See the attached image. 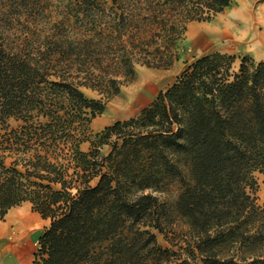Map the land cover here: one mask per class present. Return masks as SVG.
<instances>
[{
    "label": "trees",
    "instance_id": "1",
    "mask_svg": "<svg viewBox=\"0 0 264 264\" xmlns=\"http://www.w3.org/2000/svg\"><path fill=\"white\" fill-rule=\"evenodd\" d=\"M230 2L0 0V218L29 203L49 220L32 264H264V60L197 57L137 115L90 131L134 63L169 68L187 24ZM151 40L157 55L135 59ZM173 184L179 252L152 231L172 221L153 193Z\"/></svg>",
    "mask_w": 264,
    "mask_h": 264
},
{
    "label": "rangeland",
    "instance_id": "2",
    "mask_svg": "<svg viewBox=\"0 0 264 264\" xmlns=\"http://www.w3.org/2000/svg\"><path fill=\"white\" fill-rule=\"evenodd\" d=\"M138 7L143 8L144 5H138ZM232 7H234V11H241L245 8H249L254 15L256 13L258 14L250 20V25H252L255 29L258 28L256 31L257 34L254 33V36L250 37L248 40H240L238 34L234 33L233 35H230V33L226 32L224 28V30L220 32V38L224 40H233L234 42L237 41V43H246L238 45L235 43H226L224 40H217L214 43L207 45L205 49H197L195 46L197 36L196 33L191 30L192 27L207 23L212 24L220 18L227 20V17H229L227 12ZM141 11L145 12L143 9ZM239 19V27H241L243 19ZM227 26V31L229 28L233 30L237 29L236 26ZM140 35L141 37H144L143 41H146L149 40L151 34H148L147 31L142 30ZM217 36H219V31ZM155 41L151 40L150 43L146 45L142 44L145 47H150L146 49L147 51H139L137 48L134 51V58L140 59L141 55H148L150 58H154L155 53L153 49L156 46ZM103 45L106 44L104 43ZM114 47H116V49L120 48L119 46ZM135 48L136 47H133V49ZM121 49L119 52L120 54L122 53ZM175 52L178 54V59L167 69L146 67L140 63H134L133 76H120L119 80L121 85L119 87L118 93L106 102L103 112L91 121V133L95 134L101 131L105 126L111 125L116 121L127 120L128 117L132 116L137 111L139 106L147 102H151V100H153L155 97L154 94L157 91L165 89L170 83L172 84L184 66L197 57L212 52L234 55L236 57V60L234 61L235 69L238 67L239 59L243 56H248L254 61L264 60V1L231 0L229 7H226L221 14L217 15L212 20L208 22H190L187 24L186 30L183 33V38L181 41H179L178 48L175 50ZM119 53L112 54L109 50L107 51L110 59L113 60H115L116 55H120ZM119 67L120 63L118 61L112 62L110 60L102 61L101 65V69L104 73L108 71V73L112 74L116 73L117 71H121L119 70ZM82 92L88 98L99 99L101 97V95L96 91H92L90 89L82 88ZM88 148V142L81 144L82 150L87 151ZM109 150V146H102L100 148V154L106 155ZM255 175L259 185L257 192L258 201L259 203L264 204V174L256 173ZM177 193V186L175 184L163 189V191L153 193L161 202H165L167 204V213L169 215L170 221H172L163 227V232H158L157 230L152 231L155 233L158 245H160L162 248L179 252V238L181 237V233L185 231L186 227L181 223V221L177 219L173 210V203L176 199Z\"/></svg>",
    "mask_w": 264,
    "mask_h": 264
},
{
    "label": "crops",
    "instance_id": "3",
    "mask_svg": "<svg viewBox=\"0 0 264 264\" xmlns=\"http://www.w3.org/2000/svg\"><path fill=\"white\" fill-rule=\"evenodd\" d=\"M239 12L240 10L234 11V7H232L227 12L229 14L227 20L220 18L212 24L207 23L193 26L191 30L197 36L196 48L205 49L207 45L217 40H224L220 38V32L226 28L225 25L231 27L236 26L238 28L240 19L237 16L240 14H253L249 8H245ZM213 30L219 31V36H213ZM224 41L238 45L246 43H237L233 40ZM170 85L171 83L160 91L166 90ZM160 91H157L154 95L156 96ZM149 103L147 102L139 106L137 111L130 117L137 115ZM48 225L49 220L43 219L37 212L33 211L29 203H22L19 206L9 209L4 215V218L0 219V264H32L34 254L38 249V240Z\"/></svg>",
    "mask_w": 264,
    "mask_h": 264
},
{
    "label": "bare ground",
    "instance_id": "4",
    "mask_svg": "<svg viewBox=\"0 0 264 264\" xmlns=\"http://www.w3.org/2000/svg\"><path fill=\"white\" fill-rule=\"evenodd\" d=\"M241 12V11H240ZM239 12V13H240ZM251 13V12H250ZM237 15V14H236ZM258 15V14H256ZM256 15L254 14H240L239 18L243 19V22L241 23V27L237 28V29H231L229 28L227 31V25L225 26V31L230 33V35H233L234 33L239 35V39L240 40H248L250 37L254 36V33H256L257 29H255L252 25H250V20L255 17ZM207 27V26H206ZM197 28V27H196ZM215 30V29H214ZM213 30V31H214ZM218 30V29H217ZM218 31H214L213 36H217ZM211 34V35H212ZM257 34V33H256ZM222 37V36H221ZM226 37V36H225ZM224 37V38H225ZM236 41V40H235ZM237 42V41H236ZM243 43V42H242Z\"/></svg>",
    "mask_w": 264,
    "mask_h": 264
}]
</instances>
